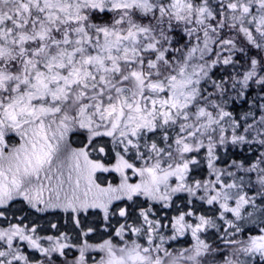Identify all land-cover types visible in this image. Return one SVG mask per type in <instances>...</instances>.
<instances>
[{"label":"snow or ice","instance_id":"snow-or-ice-1","mask_svg":"<svg viewBox=\"0 0 264 264\" xmlns=\"http://www.w3.org/2000/svg\"><path fill=\"white\" fill-rule=\"evenodd\" d=\"M0 264H264V0H0Z\"/></svg>","mask_w":264,"mask_h":264}]
</instances>
